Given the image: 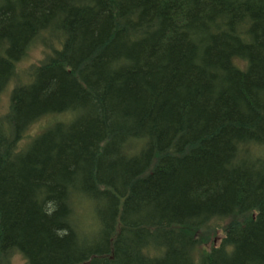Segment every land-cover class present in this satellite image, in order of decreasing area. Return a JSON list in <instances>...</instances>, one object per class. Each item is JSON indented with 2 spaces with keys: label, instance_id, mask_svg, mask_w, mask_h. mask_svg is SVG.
Instances as JSON below:
<instances>
[{
  "label": "trees",
  "instance_id": "16d2710c",
  "mask_svg": "<svg viewBox=\"0 0 264 264\" xmlns=\"http://www.w3.org/2000/svg\"><path fill=\"white\" fill-rule=\"evenodd\" d=\"M9 84L0 264H264V0H0Z\"/></svg>",
  "mask_w": 264,
  "mask_h": 264
},
{
  "label": "rangeland",
  "instance_id": "374dc122",
  "mask_svg": "<svg viewBox=\"0 0 264 264\" xmlns=\"http://www.w3.org/2000/svg\"><path fill=\"white\" fill-rule=\"evenodd\" d=\"M40 57H41V49L40 48L33 49L29 53L28 58L22 62L21 66L25 67L26 65L35 62ZM11 86L13 85L9 84L7 88L0 95V113L4 112L6 109L9 100V92L11 90ZM24 263L25 262L23 258L18 254H14V256L10 260V264H24Z\"/></svg>",
  "mask_w": 264,
  "mask_h": 264
}]
</instances>
